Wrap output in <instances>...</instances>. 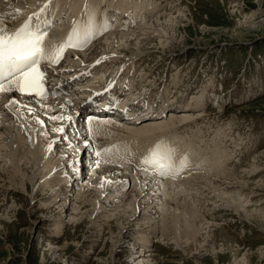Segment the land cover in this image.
<instances>
[{"label":"rangeland","instance_id":"obj_1","mask_svg":"<svg viewBox=\"0 0 264 264\" xmlns=\"http://www.w3.org/2000/svg\"><path fill=\"white\" fill-rule=\"evenodd\" d=\"M84 1H80L82 6L79 4L78 14L82 10L81 7L86 5V2L83 3ZM166 1L171 4L166 6L167 4L164 2L166 5H160L161 10L158 8L151 12L142 22L137 21L134 25L129 23L124 25V28H112L108 32H104L101 37L91 41L81 51L67 49L66 54L59 62V65L64 68L67 59H69L67 56L79 54L82 51L86 52L90 48L96 52L94 54L98 52L100 55L111 53L110 49H108L110 52L108 50L100 52L98 47L101 48V46L93 48L94 44L104 40L106 36L133 31L136 33L143 27L145 29L149 27L155 32L161 30L160 34L155 33L161 38H156V41L147 48L151 54L144 57L141 63L132 64L129 60L124 59L126 57L121 56L118 65L109 64L107 68L103 67L105 72L97 73L96 81L92 80L95 86L89 83L90 81L81 80L82 82L78 83H81L80 85L69 89L71 93L75 90L70 96L73 95L72 98L77 101L85 96L78 93L83 90L98 95H106L105 92H117L116 98L119 99L116 105L118 103L119 105L114 109V118L121 112V107H128L124 113L129 116L128 118L125 116L126 121H130L136 120L138 114L142 116L151 113L158 105L167 104L171 109L181 104L194 106L197 96L205 90V87H209L207 89L210 90H206L203 94L206 97L202 99V108L195 111V114H199L198 118L184 124L181 128H176L177 131L175 128L171 129L168 131L170 135L166 133L165 136L163 133L162 135L165 137L161 135L162 140L159 138L153 142V147H156L158 145L156 143L160 141L164 144L162 143L158 150L168 152L170 148L172 150L175 147L171 146L177 141L175 135L181 136L194 130L195 141H191L189 149L181 152L184 154L181 159L187 158L186 166L177 170L180 171V174L176 173V176L172 174L174 182L189 177V175L195 176L199 168V171H205L202 164L206 163L201 158L196 161L197 165L195 164V160L201 156L197 152L202 147L197 139L202 138L204 143L208 142L209 148L217 147V150L224 151L221 152V155L230 157L220 166L222 169L219 168V173L217 169V175L213 173V170L211 172L207 170V173L198 172L199 175L207 174L208 179L217 180L216 183L223 184L219 187L220 189L226 187V184L245 190L250 189L264 200V157L260 156L261 152H264V0ZM180 1L182 2L178 8L180 14L175 12L166 18L160 17L167 16L169 7L178 5ZM108 3L110 5L103 6L102 4L99 7L116 15L113 6L114 0ZM37 5L38 3L32 8ZM158 18L161 20L156 23ZM60 20L53 29L64 30L67 27L65 19ZM152 30L151 33H153ZM143 32V35L148 33L147 31ZM131 39H134V36ZM52 67L55 68V66ZM77 75L85 77L87 71ZM97 80L100 81L97 82ZM113 80L115 81L113 82ZM108 81H110V87L107 86ZM66 95L55 97L65 98ZM132 111L135 112L133 115L130 114ZM84 115L85 118L87 114ZM163 115L160 122L167 121L171 117L169 111ZM130 117L131 119H129ZM0 122L3 124L0 126L1 129L5 125L3 121L0 120ZM83 122L85 121L82 120ZM117 124L121 123L117 122ZM164 140H169L167 141L169 144ZM174 140L176 141L174 142ZM124 142L128 147V142ZM163 145L164 147H162ZM167 145L170 148H166ZM197 146L199 148H196ZM129 149L118 150L117 153L121 154L120 157L130 156L132 154H128ZM143 149L144 147H141L137 151L147 152L146 149ZM140 152L135 153V163L129 162V167L133 169L136 167V162L143 155ZM194 153L198 156L196 159ZM144 156L146 155L144 154ZM144 156L142 159L145 158ZM0 162V264H264V212L261 215L252 212L248 222H245L235 212L222 211L219 208L220 202L216 203L213 205L217 206L213 217L204 221V223L207 221L205 226H200L202 228L198 234L200 241L196 242L193 239L194 243L190 237L188 238V235L182 236V233H180L181 235L177 234L182 240L178 237L177 240L174 239L176 235L173 233H169L170 236L163 235L158 218L154 232L146 236L148 248H143L144 251L140 255L141 246L132 245L130 242L134 233L140 232L141 227L134 226L138 221L132 223L127 221L124 227L128 229H125L122 228V224L125 223L126 216L123 219L121 216L120 220L115 218L125 207L106 211L108 219H100L101 227H96V229L90 227V220L87 218L90 206L84 208L85 205H81L78 210H74L77 201H79L77 194L81 185L88 181L89 177L86 175L89 172L88 174L85 171L79 173L80 183L71 181L75 184L71 193L68 194L65 206L62 207V201H56L51 206L49 205L50 208L47 210L45 206L52 198V191L45 188L42 194L39 192V196L35 197L36 189L33 193L32 190L23 189L20 180L22 173H18V178L15 180L10 179V171L6 170V163L2 162L1 155ZM119 163L127 164V162L121 161ZM21 164L19 163V165ZM139 164L140 166L145 165L142 160ZM251 164H255L257 168L252 173ZM193 165L201 167L196 168L195 166L194 168ZM26 170L28 173L23 174L24 179L31 180L33 183L28 166ZM186 170L189 173H186ZM182 172L183 174H181ZM220 172L223 175L218 177ZM211 173L216 177H213ZM68 176H72V174L68 173ZM164 178L157 176L159 180H164ZM131 189L132 184L126 191V196ZM206 193L208 192L206 191ZM210 194L208 197L215 196L214 193ZM64 197L60 196V198ZM61 208L68 210L61 213ZM82 214L85 215L81 217ZM146 223L148 222L144 221L142 225H146ZM216 226L222 229L214 235ZM55 229H58L59 233H54ZM123 233L128 235L122 238ZM165 238L169 239L164 240ZM145 251L148 252L145 253ZM139 255L140 259L137 258ZM142 260L145 262H141Z\"/></svg>","mask_w":264,"mask_h":264},{"label":"bare ground","instance_id":"obj_2","mask_svg":"<svg viewBox=\"0 0 264 264\" xmlns=\"http://www.w3.org/2000/svg\"><path fill=\"white\" fill-rule=\"evenodd\" d=\"M80 1L82 0H55L51 10L61 11L66 9L69 15L74 18L76 16L74 12L77 13L78 6H82ZM109 1L113 2V0H85L83 2H86V5L81 7L83 9L82 16L77 17V20L70 25L72 31L74 30V26L76 28L75 34L72 36L71 44H69L70 47L81 51V48L86 45L84 40L76 37L78 33L85 34L86 37H93V40H95L112 28H121L129 23L134 25L137 21L142 22V18L145 20L147 15L157 10L160 5L167 4L166 6H168L171 4V2H167L166 0H114V12L116 10L115 13L117 14L112 15L99 7V5L102 4L103 6L110 5V3H108ZM38 2H40V0H0V29L14 32L13 28L23 22L21 19H26V21H28L27 14L31 13L32 10L34 11L32 7ZM164 2H166V4H164ZM181 5L182 2L180 1L178 5L169 7V12L166 14L167 16L160 17L163 19L168 17V15H173L175 12L180 14L178 8ZM125 13L126 15H123ZM20 16L23 18H20ZM161 18H158L156 23H159ZM25 22H23L19 28ZM38 23L39 26L43 24L42 15ZM86 24L89 25L88 32L85 27ZM97 30H99L98 33H96ZM151 30L152 29L149 27L146 29L143 27L139 32L135 31L136 33L133 31L106 36L104 40L102 39L94 44L93 48L101 46V48L98 47L100 52L110 49L112 51L111 53L100 55L98 52L94 54L95 51L90 48V50L86 52L82 51L79 54L67 56L69 59H67L66 65H64L65 68L60 65L56 66L57 63L50 64L42 61L38 65V69L45 73L44 86L47 85L50 91L49 95L44 99H41L35 94H23L20 96L21 92L13 87L12 82L4 84V91H0V120L3 121L5 125V127L0 129V153H2L0 155L2 162H4V164L6 163L7 169H5L8 172L10 171V179L13 178L15 180L18 178L17 174L22 173L20 174V180L23 189L32 190V193L36 189L37 192L35 197L39 196V192L42 194L45 188L50 189V191H52V198L49 204L45 206L48 210L51 204L56 201H62V207L65 206L68 194H70V191L74 188L73 185L75 182L80 183L79 173L85 171L88 174L89 172V174L86 175L89 177L88 181L81 185L82 187L77 194L79 201H77V206H75L76 208L74 210H78L81 205H85L84 208L90 206L91 209L87 214V218L90 220V227L96 229V227H101L100 219H108V213H106V211L125 207L115 218L120 220L121 216V219L126 216L125 223L122 224V228L125 229H128L124 227L127 221H129V223L138 221L134 226L141 227L139 229L140 232L134 233V237L130 239V242L132 245L141 246L140 248L142 250L140 251V255L144 251L143 248H148L146 236L154 232L157 226L156 219L158 218L160 220L163 235L167 234L170 236L169 233H173L176 235V237L173 235L175 237L174 239H176L177 237L179 238L178 235L182 233V236L188 235V238L190 237L192 240L195 239L197 242L200 241L198 234H200L199 231H202L200 230L202 229L201 227L206 225L205 223L207 221L205 223L204 221L207 220V218L213 217L212 215L217 207L213 205L216 203L220 202L219 208L222 209V211L235 212V214L239 215L245 222H248L247 220L252 216L250 215L252 212L260 215L264 212V200L255 195V192L250 191V189L245 190L241 187H231L232 185L226 183V187L220 189L219 187L223 184L216 183L217 180L208 179L207 177L209 176H206L207 174L205 175L206 177L202 174L199 175L198 172L207 173V170L209 172L213 170V173L217 175L220 166L230 157L225 156V158L223 154L221 155L222 151L217 150V147L214 148V146H212L209 148L207 145L208 142L206 141V143H204L202 138L199 140L197 139L202 147H196L199 148L197 154H201V156L198 157L196 153L193 155L195 159L198 157L197 160H195V164L199 158L206 163L202 164V168L205 169V171H199V168L195 176L192 174L193 176L189 175L188 177L186 174V178L183 177L184 179L174 182L172 174L175 175L180 171L168 172L163 176L155 169H151L148 166V169H146L144 166H140V159L136 162L137 164H135L136 167L134 169L137 171L128 166L129 162L135 163L134 155L140 152L137 151L139 148L144 147V149H146L147 152L143 153L144 149L141 150L143 152H140V154H143L142 157L145 154L146 156L144 157L146 158L155 148L153 147V142L158 140L163 133H165V136L166 133L170 135L168 131L171 129L174 130L175 128V131H177L176 128H181L184 124L194 121L196 117L198 118L199 114H195V111L202 108V99L206 97V95L204 96L203 94L206 90H210L207 89L209 87H205V90L197 96L194 106L181 104L176 108H172V110L167 104L165 105L162 103L163 105H158L151 113L145 110L149 113L142 116L138 114L136 120L133 119L130 121H126L127 119H125V116H127V113H124L128 107H121V112L114 118L115 111L109 107L104 110H99L98 108L90 109L87 106V104H89L87 99L89 98H91L93 102L101 100V106L106 102L108 106H111L114 100L117 99V92H105L106 95L103 97V94H92V92L87 93L83 90L78 93L85 96L77 99V101L72 98L73 95L70 96L75 90H72L73 92L71 93L69 89L80 85L81 83H78L81 80L90 81L89 83L93 84L92 80L94 81L97 73L102 74L104 71L103 67L107 68L109 64L118 65L121 56L126 57L124 59L129 60L132 64L136 62L141 63L144 57L151 54L147 48L156 41V38L159 37L157 35L161 33V30L160 32L152 30L153 33H151ZM143 31H147L148 33L143 35ZM155 33H157V35H155ZM133 36L134 39H131ZM68 38L69 37H66L64 42ZM57 39H61V36H58L56 40ZM112 39H114V41H112ZM55 41L46 36L44 37L43 47L47 54L52 53L54 46L58 47L60 45ZM115 43H119V45ZM42 65L46 66L43 68ZM52 66H55V68ZM68 69L73 70L69 71ZM86 71L87 75H85V77L77 75ZM115 80H113V82ZM99 81L97 80V82ZM108 82L109 84L107 83V86L110 87V81ZM92 88L94 89L95 87ZM96 91H98L97 88ZM59 93H61V95L67 94V97H55ZM99 97L101 99H98ZM118 105H115V107ZM128 105H130V103H128ZM175 110H177V112H175ZM164 111H169L171 117L167 121L160 122L162 115L165 114ZM134 113L132 111L130 114L133 115ZM84 114H87L85 118ZM52 117H64V119H52ZM128 117L129 116H127V118ZM129 119H131V117ZM82 120L85 121L84 124H82ZM117 122L121 124L118 125ZM1 125H3L2 122H0V126ZM61 128L63 131H57ZM194 135V130L188 134H182L181 136L175 135L177 141L174 140V142L176 141V143H174V145L170 144L171 146H175L172 149L174 151L175 161L179 162L181 156L184 155L181 152L185 151L189 145L191 146V141H195ZM86 137L89 139L82 142ZM164 137L163 139H166ZM160 139L162 140V138ZM124 141L128 142V147ZM167 141L166 143H168ZM158 142L159 143L156 144H160V141ZM84 144L86 145V149H93L97 154L92 158H90V156L86 158L83 153H80V149ZM162 147H164V145ZM127 148H130L128 154L132 155L120 157L121 154L117 153V151L127 150ZM166 148L170 147L167 145ZM261 153L260 156L264 157V152ZM165 154H167V151H157V155ZM188 154L190 153L188 152ZM192 160L194 161V157ZM120 161L124 163L127 162V164L119 163ZM19 163L22 164L19 165ZM191 164L194 163L191 162ZM27 166L31 171L33 183H31V180L26 181L24 179L25 176L23 174L26 175V173H28L26 170ZM198 166H196V168ZM221 169L222 167L220 170ZM256 169L255 164L252 165L251 173ZM191 170L193 171L192 166ZM224 170L222 171L224 172ZM216 171L218 173H216ZM183 172L181 174H183ZM68 173L72 174V176H68ZM186 173L189 172L186 170ZM213 173H211V175ZM215 175L213 174L212 176L214 177ZM221 175L223 174H219L218 177ZM157 176L165 178L164 180H159ZM170 178L172 180H169ZM72 180L75 181L74 184L71 182ZM131 184L132 189L126 196V191ZM206 191L208 193H206ZM210 193H214L215 196L208 197ZM29 196L31 195L29 194ZM60 196L65 197L60 198ZM215 199L218 200L216 201ZM121 203H123L122 206H119ZM67 210L68 209L64 210V208H61L60 212L64 213V211ZM84 215L85 214H82L81 217ZM144 221L148 223L142 225ZM216 228L214 229V235L222 229ZM58 229H55L54 233H57ZM127 235L128 234L124 235L123 233L122 238H125ZM168 239L169 238H165L164 240ZM179 239H181V237ZM192 243H194V240ZM146 252L148 251H145V253ZM140 255L137 258H139ZM141 262L145 261L142 260Z\"/></svg>","mask_w":264,"mask_h":264},{"label":"snow or ice","instance_id":"obj_3","mask_svg":"<svg viewBox=\"0 0 264 264\" xmlns=\"http://www.w3.org/2000/svg\"><path fill=\"white\" fill-rule=\"evenodd\" d=\"M50 3V0H48ZM48 3H45L40 12L30 16L18 30L8 32L0 29V81L12 78V85L22 94H35L41 99L46 98L44 76L45 73L38 69V65L44 61L56 64L61 58L65 47L71 44L72 36L60 44L54 46L51 54H47L43 47L45 33L39 27L40 16L47 10ZM0 91L4 87L0 84ZM52 119H64V117H52ZM57 131H63L58 129ZM163 142L158 144L149 155L142 161L149 168L155 169L160 175L168 172H175L186 166V159L179 162L174 159V151L169 149L165 155H157L158 149Z\"/></svg>","mask_w":264,"mask_h":264}]
</instances>
